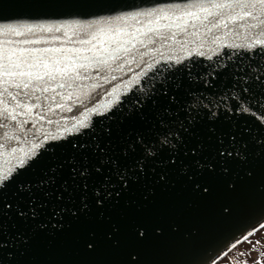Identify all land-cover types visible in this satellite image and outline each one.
Masks as SVG:
<instances>
[{
  "label": "snow or ice",
  "instance_id": "6c2138e0",
  "mask_svg": "<svg viewBox=\"0 0 264 264\" xmlns=\"http://www.w3.org/2000/svg\"><path fill=\"white\" fill-rule=\"evenodd\" d=\"M0 129V264H217L264 227V0H0Z\"/></svg>",
  "mask_w": 264,
  "mask_h": 264
},
{
  "label": "rangeland",
  "instance_id": "374dc122",
  "mask_svg": "<svg viewBox=\"0 0 264 264\" xmlns=\"http://www.w3.org/2000/svg\"><path fill=\"white\" fill-rule=\"evenodd\" d=\"M217 264H264V227L258 228L226 252Z\"/></svg>",
  "mask_w": 264,
  "mask_h": 264
},
{
  "label": "water",
  "instance_id": "95a60500",
  "mask_svg": "<svg viewBox=\"0 0 264 264\" xmlns=\"http://www.w3.org/2000/svg\"><path fill=\"white\" fill-rule=\"evenodd\" d=\"M181 46V44L178 42L177 44L175 45H170L169 47H174L176 49H179ZM153 47H155V45H153ZM169 54H173V55H182L183 53L182 52H179V51H176V52H170ZM145 59H147L145 57ZM113 76H116L118 75L117 73H112ZM126 78V77H124ZM115 83L117 84V86H119V80H116ZM112 87V84L109 83L104 89L103 91H97V93L94 94V98L92 99L91 103L88 104L87 106L88 107H91L92 104H97V102H99V104H104L106 102V98L104 97V92L108 91V88ZM57 102H60V101H57ZM62 115H68V116H73V115H78L77 112H69L67 109H65L62 113ZM52 119H55V117H52ZM29 127H31V124L29 123L28 125ZM45 129H41V131H44ZM3 132V129H0V134H2ZM245 213L243 210H241L240 214L231 222V224L225 226L227 227L229 230L233 229V228H237V227H241L244 223H245ZM252 228H256V225H252ZM246 233L250 234L252 232L251 228H245L244 229V232H239L236 234V237H235V241H240V236L241 235H244ZM247 234V235H248ZM238 242H233L232 240L229 241L230 244H233L234 245ZM224 249H221V251H223Z\"/></svg>",
  "mask_w": 264,
  "mask_h": 264
},
{
  "label": "trees",
  "instance_id": "16d2710c",
  "mask_svg": "<svg viewBox=\"0 0 264 264\" xmlns=\"http://www.w3.org/2000/svg\"><path fill=\"white\" fill-rule=\"evenodd\" d=\"M240 246H241V245H240ZM240 246H239V247H240Z\"/></svg>",
  "mask_w": 264,
  "mask_h": 264
}]
</instances>
